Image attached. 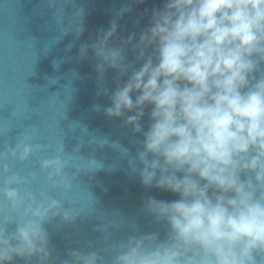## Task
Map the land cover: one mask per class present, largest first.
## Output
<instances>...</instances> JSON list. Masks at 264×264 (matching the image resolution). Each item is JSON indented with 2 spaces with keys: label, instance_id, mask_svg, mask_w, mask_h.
Returning <instances> with one entry per match:
<instances>
[{
  "label": "clouds",
  "instance_id": "9594fccd",
  "mask_svg": "<svg viewBox=\"0 0 264 264\" xmlns=\"http://www.w3.org/2000/svg\"><path fill=\"white\" fill-rule=\"evenodd\" d=\"M117 28L114 18L91 44L97 71L118 74L105 115L142 136L133 168L141 184L175 198L148 197L143 208L167 226L165 235H129L111 264H257L254 253H264V0H162L135 43L130 35L114 46ZM129 46L139 67L128 62ZM34 157L38 169L27 172L9 163ZM72 159L62 141L41 144L28 134L0 151V264H50L47 225L79 214L63 203ZM58 264L106 261L70 249Z\"/></svg>",
  "mask_w": 264,
  "mask_h": 264
},
{
  "label": "water",
  "instance_id": "95a60500",
  "mask_svg": "<svg viewBox=\"0 0 264 264\" xmlns=\"http://www.w3.org/2000/svg\"><path fill=\"white\" fill-rule=\"evenodd\" d=\"M161 3L0 0V151L28 134L41 144L62 141L73 158L65 169L69 177L75 174L72 189L63 203L69 207L71 202L79 214L71 223L57 217L47 225L50 264L66 259L70 249L97 251L111 264L117 245L129 235L156 232L163 237L167 231L143 205L150 196L175 197L145 188L133 171L142 136L125 126L123 118L105 115L118 74L107 67L97 71L91 48L97 32L107 31L114 18L118 28L111 43L118 45L130 35L135 43ZM79 26L83 30L78 34ZM82 47L87 48L83 56ZM129 48L128 62L139 67ZM127 78L121 77V83ZM142 123L147 127V110ZM37 159L9 163L14 171L27 172L38 169ZM92 160L101 166L89 168ZM254 256L264 264V253Z\"/></svg>",
  "mask_w": 264,
  "mask_h": 264
}]
</instances>
